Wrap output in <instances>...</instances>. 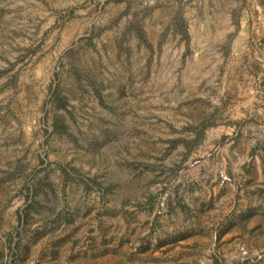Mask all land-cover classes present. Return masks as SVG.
I'll list each match as a JSON object with an SVG mask.
<instances>
[{"label":"rangeland","instance_id":"rangeland-1","mask_svg":"<svg viewBox=\"0 0 264 264\" xmlns=\"http://www.w3.org/2000/svg\"><path fill=\"white\" fill-rule=\"evenodd\" d=\"M0 264H264V0H0Z\"/></svg>","mask_w":264,"mask_h":264},{"label":"trees","instance_id":"trees-1","mask_svg":"<svg viewBox=\"0 0 264 264\" xmlns=\"http://www.w3.org/2000/svg\"><path fill=\"white\" fill-rule=\"evenodd\" d=\"M56 93H57V89L55 87L54 90H53V92H52L53 96L56 95Z\"/></svg>","mask_w":264,"mask_h":264}]
</instances>
